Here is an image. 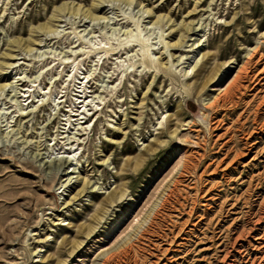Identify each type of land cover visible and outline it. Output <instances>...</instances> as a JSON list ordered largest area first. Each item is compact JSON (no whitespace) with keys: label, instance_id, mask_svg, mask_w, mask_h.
<instances>
[{"label":"rangeland","instance_id":"374dc122","mask_svg":"<svg viewBox=\"0 0 264 264\" xmlns=\"http://www.w3.org/2000/svg\"><path fill=\"white\" fill-rule=\"evenodd\" d=\"M0 86V264H264V0H0Z\"/></svg>","mask_w":264,"mask_h":264},{"label":"bare ground","instance_id":"6f19581e","mask_svg":"<svg viewBox=\"0 0 264 264\" xmlns=\"http://www.w3.org/2000/svg\"><path fill=\"white\" fill-rule=\"evenodd\" d=\"M44 27V26H43ZM18 43V42H17ZM16 43V44H17ZM103 52H106L105 50H103ZM255 53V52H254ZM256 55H258V53L256 52ZM255 55V56H256ZM254 56V57H255ZM147 58V57H145ZM145 64H146V68H150V69H155L156 71V76H157V73L159 71H157L159 68V64L157 65H154L152 60L150 58H147L146 61H144ZM144 64V65H145ZM251 65H253V59L250 57V59H248L243 65L242 67L240 68V70L238 71L234 81L225 89V91L223 92V96L222 98L218 99V100H215L214 102L215 103H211L212 106H215L217 105L219 102H221L222 100L224 101H227V103H231L233 105H236L237 104V98H239L240 96L239 95H243L244 92L246 91H249V90H254L255 89V86H253L257 81L258 79L260 78L259 77V74L258 73L257 75H252L250 77L249 75V69L251 67ZM158 68V69H157ZM161 69V68H160ZM161 71V70H160ZM161 73V72H159ZM216 75V74H215ZM262 75V74H261ZM247 79L248 83L246 84H242L243 83V80ZM262 79V78H261ZM215 81L214 79V75H213V71H210L209 74L205 77V80L202 82V84L199 86L198 90L199 91H203L205 90L208 86H210V84H212V82ZM260 81V80H259ZM258 81V82H259ZM214 83V82H213ZM258 84V83H257ZM256 84V85H257ZM1 87V86H0ZM187 94H190L189 91H187ZM211 102V100H208L207 104H209ZM181 115V114H180ZM185 156H182L181 157V161L183 162L185 159ZM181 162V163H182ZM182 170L188 172L189 170H191V166L189 164H184L183 165V168ZM86 192V188L83 189V191L81 192V194L85 193ZM119 196L118 195H114L112 196L111 198L107 199L106 203L108 204H112L114 202H116L118 200ZM229 257V256H228ZM225 258L226 260L228 259ZM227 262H229V259L226 261V264ZM234 262V261H233ZM254 260L252 261L251 264H254L253 263Z\"/></svg>","mask_w":264,"mask_h":264}]
</instances>
